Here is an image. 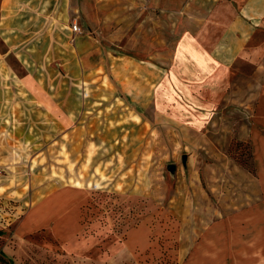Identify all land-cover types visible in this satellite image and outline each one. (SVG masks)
<instances>
[{
  "label": "rangeland",
  "instance_id": "rangeland-1",
  "mask_svg": "<svg viewBox=\"0 0 264 264\" xmlns=\"http://www.w3.org/2000/svg\"><path fill=\"white\" fill-rule=\"evenodd\" d=\"M5 27L24 38L9 48L0 37V264L225 262L192 252L203 213L168 128L145 121L148 26H128L122 48V32L112 33L92 63L78 36L50 46L27 26ZM235 147L246 160L248 147ZM60 186L77 190L68 227L19 229L31 201Z\"/></svg>",
  "mask_w": 264,
  "mask_h": 264
},
{
  "label": "crops",
  "instance_id": "crops-1",
  "mask_svg": "<svg viewBox=\"0 0 264 264\" xmlns=\"http://www.w3.org/2000/svg\"><path fill=\"white\" fill-rule=\"evenodd\" d=\"M72 22L82 31L72 32ZM170 25L178 30L166 43L158 33ZM5 26H27L50 46L78 36L91 63L112 33L122 32V48L128 26H148L145 121L168 128L203 213L192 252L227 256L217 264H264V0H0V37L14 47L24 37L12 39ZM234 141L249 146L252 171L232 158ZM77 200L75 188L55 187L31 201L18 227H68Z\"/></svg>",
  "mask_w": 264,
  "mask_h": 264
},
{
  "label": "trees",
  "instance_id": "trees-1",
  "mask_svg": "<svg viewBox=\"0 0 264 264\" xmlns=\"http://www.w3.org/2000/svg\"><path fill=\"white\" fill-rule=\"evenodd\" d=\"M243 143L241 142H238V141H234L232 143V145L230 146L229 148V152L232 156V158L239 162L241 165H243L244 167H246L248 170L252 171L253 170V166H252V161H251V153H250V149H249V146L247 144H243V145H246L248 147V154H247V158L246 160L245 159H240L235 153H238L236 151V147L237 145H241ZM235 152V153H234Z\"/></svg>",
  "mask_w": 264,
  "mask_h": 264
},
{
  "label": "built area",
  "instance_id": "built-area-1",
  "mask_svg": "<svg viewBox=\"0 0 264 264\" xmlns=\"http://www.w3.org/2000/svg\"><path fill=\"white\" fill-rule=\"evenodd\" d=\"M70 28H71V31L74 32V33L80 31V27H79V25L77 24V22H72V23L70 24Z\"/></svg>",
  "mask_w": 264,
  "mask_h": 264
},
{
  "label": "water",
  "instance_id": "water-1",
  "mask_svg": "<svg viewBox=\"0 0 264 264\" xmlns=\"http://www.w3.org/2000/svg\"><path fill=\"white\" fill-rule=\"evenodd\" d=\"M169 167H170V168H173V166H172V165H169Z\"/></svg>",
  "mask_w": 264,
  "mask_h": 264
}]
</instances>
